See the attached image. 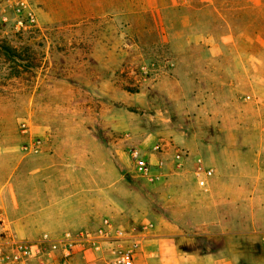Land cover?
I'll list each match as a JSON object with an SVG mask.
<instances>
[{"label": "rangeland", "instance_id": "1", "mask_svg": "<svg viewBox=\"0 0 264 264\" xmlns=\"http://www.w3.org/2000/svg\"><path fill=\"white\" fill-rule=\"evenodd\" d=\"M29 3L35 25L0 21V144L11 148L0 166L7 174L14 159H25L12 203L22 196L34 203L45 193V116L59 110L125 154L166 144L169 174L177 175L174 153L183 151L177 177L197 196L192 173L202 158L226 182L200 202L239 191L242 209L250 208L254 165L264 160V0ZM27 121L43 149L25 158L12 150L25 141L19 126ZM123 173L155 196L164 190L146 185L127 160ZM30 224L41 225L40 218ZM184 246L205 249L200 238Z\"/></svg>", "mask_w": 264, "mask_h": 264}, {"label": "crops", "instance_id": "2", "mask_svg": "<svg viewBox=\"0 0 264 264\" xmlns=\"http://www.w3.org/2000/svg\"><path fill=\"white\" fill-rule=\"evenodd\" d=\"M1 122L0 118V128ZM82 123L81 118L78 124L74 123L73 117L66 118L64 111L59 110L45 116V193L40 201L33 203L30 197L22 196L19 199L25 201L12 203L17 198L12 194L17 193L25 159H14L7 174L0 166V229L33 241L44 232L59 237L69 231L94 229L103 219H109L139 240L136 264H264L263 159L254 165L249 209H242L239 191L231 194L220 190L216 200L200 202L201 198L207 199L204 194L213 193L216 183L226 182V176H221V170L215 166L207 192L198 187L192 173L203 195L197 196L198 193L184 188L186 181L177 177L181 167H174L177 175L169 174L165 161L166 175L158 183L164 190L155 196L125 178L127 152L112 149L99 138L97 128ZM28 127L31 130L30 124ZM28 131L19 126L25 141L12 151H20L25 158L41 155L43 147L36 149V153L30 150L32 137ZM9 149L0 144V157ZM149 155L152 162L161 156ZM162 157H166L165 152ZM4 159L0 158V163ZM233 182L243 181L234 178ZM166 193L169 202L165 201L167 197L164 199ZM226 197L233 199L232 207L225 206ZM34 218H40L41 224L35 228L30 224ZM199 238L205 249H183ZM102 259L101 253L77 249L72 264H105Z\"/></svg>", "mask_w": 264, "mask_h": 264}, {"label": "built area", "instance_id": "3", "mask_svg": "<svg viewBox=\"0 0 264 264\" xmlns=\"http://www.w3.org/2000/svg\"><path fill=\"white\" fill-rule=\"evenodd\" d=\"M9 18L16 28L37 23L36 15L29 0H0V21ZM29 124L22 122L20 128L27 133ZM29 136L31 130L28 131ZM34 153L41 148V142L33 137L29 144ZM166 144L154 145L150 153L137 148L128 149L129 164L132 171L149 184H157L165 177ZM161 155L150 161V155ZM186 157L181 150H176L174 159L179 164ZM193 176L197 185L207 192L208 182L215 176V170L205 164L202 158H196ZM139 240L132 232L116 226L109 219H103L94 229H82L65 232L59 237L44 234L28 241L17 238L7 230L0 229V264H72V257L77 249L101 253L105 264H136L135 254L139 249Z\"/></svg>", "mask_w": 264, "mask_h": 264}]
</instances>
